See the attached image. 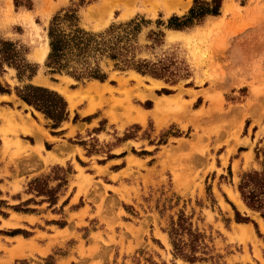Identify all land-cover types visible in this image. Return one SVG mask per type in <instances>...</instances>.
Here are the masks:
<instances>
[{"label":"rangeland","instance_id":"1","mask_svg":"<svg viewBox=\"0 0 264 264\" xmlns=\"http://www.w3.org/2000/svg\"><path fill=\"white\" fill-rule=\"evenodd\" d=\"M80 1L0 0V37L36 69L0 72L10 89L0 92V264H264V216L238 189L244 172L263 168L264 0H223L217 16L165 29L139 56L172 60L171 78L107 59L104 80L51 72L48 53L34 55L57 11L75 6L80 25L99 32L183 15L194 0ZM26 83L61 94L67 119L53 127L19 98ZM163 98L171 103L156 109ZM179 221L186 242L188 226L203 234V259L174 254Z\"/></svg>","mask_w":264,"mask_h":264},{"label":"trees","instance_id":"2","mask_svg":"<svg viewBox=\"0 0 264 264\" xmlns=\"http://www.w3.org/2000/svg\"><path fill=\"white\" fill-rule=\"evenodd\" d=\"M222 2L223 0H194V4L183 15L172 14L165 21L161 18L153 21L144 16H136L99 32L86 30L80 25L77 7L63 8L52 16L47 26L49 52L45 66L51 72L65 71L77 78L104 80L107 73L103 70L102 62L108 59L115 68L121 70L132 68L143 74L171 78L174 75L171 68L175 64L172 60L166 58L153 61L142 58L140 53L163 44L165 29L183 30L201 23L209 15H219ZM83 3L84 0H81L78 5ZM152 23L155 26L149 28L145 35L149 42L143 44L140 35ZM5 65L15 67L18 78H21L23 72L28 73V78L36 73L35 66L25 57V49L17 42L0 37V72ZM0 92H10V89L0 87ZM16 94L51 119L53 127H58L69 115L65 98L47 87L26 83L22 87H16ZM260 155L263 168L244 172L238 189L246 205L264 216V148L257 149V157ZM235 219L239 222L248 221L247 217L238 214ZM188 228L191 229L189 226ZM190 229L187 230L189 241L186 242L182 238L184 224L181 221L172 223L169 234L174 254L189 261L203 259L196 254L203 234Z\"/></svg>","mask_w":264,"mask_h":264},{"label":"bare ground","instance_id":"3","mask_svg":"<svg viewBox=\"0 0 264 264\" xmlns=\"http://www.w3.org/2000/svg\"><path fill=\"white\" fill-rule=\"evenodd\" d=\"M120 1V0H119ZM127 1V0H126ZM167 3L168 2H166V6H167ZM109 4V3H108ZM171 7H173V6H171ZM41 49V48H40ZM39 49V50H40ZM48 51H49V44H48V42L46 41L45 42V46H44V48L41 50V51H39V53L37 52L36 54H34L35 56H38V58H40V59H44L45 57H46V55H47V53H48ZM66 98H67V100H68V102H69V105L72 107V106H74V104L76 103V101L74 100V94H69V93H66ZM169 103H171V99L170 98H163V99H160V100H158L157 101V103L155 104V106H156V109H159V108H163V107H165V106H167ZM160 110V109H159ZM140 113H142V112H140ZM142 115V114H141ZM1 130H2V127H1ZM236 197H237V195H236Z\"/></svg>","mask_w":264,"mask_h":264}]
</instances>
